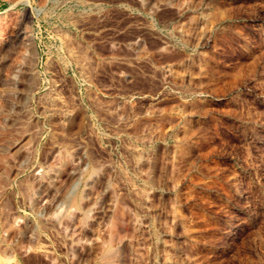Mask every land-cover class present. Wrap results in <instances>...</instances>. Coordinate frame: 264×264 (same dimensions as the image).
Instances as JSON below:
<instances>
[{"label":"rangeland","instance_id":"obj_1","mask_svg":"<svg viewBox=\"0 0 264 264\" xmlns=\"http://www.w3.org/2000/svg\"><path fill=\"white\" fill-rule=\"evenodd\" d=\"M0 51V264H264V0H0Z\"/></svg>","mask_w":264,"mask_h":264},{"label":"bare ground","instance_id":"obj_2","mask_svg":"<svg viewBox=\"0 0 264 264\" xmlns=\"http://www.w3.org/2000/svg\"><path fill=\"white\" fill-rule=\"evenodd\" d=\"M18 38L19 37H22V39H24L23 36H25V26L23 28H21V32H17V35H16ZM17 41V40H16ZM14 43V41H13ZM12 44V43H11ZM6 49V48H5ZM1 52V51H0ZM4 58V57H3ZM5 59V58H4ZM3 61H2V57H0V70L2 69L1 67H4V65L2 64ZM78 172V171H77ZM76 173V172H75ZM77 174V173H76ZM43 182V181H42ZM62 207V206H61ZM100 209L97 207V206H92L91 209H90V215H96V214H99L101 213L99 211ZM104 213V212H103Z\"/></svg>","mask_w":264,"mask_h":264}]
</instances>
